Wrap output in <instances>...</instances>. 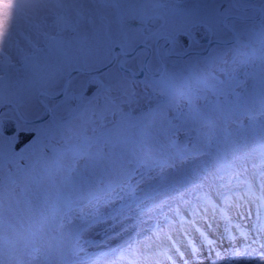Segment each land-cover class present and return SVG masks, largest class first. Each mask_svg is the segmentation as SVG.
Masks as SVG:
<instances>
[{
  "label": "snow or ice",
  "instance_id": "snow-or-ice-1",
  "mask_svg": "<svg viewBox=\"0 0 264 264\" xmlns=\"http://www.w3.org/2000/svg\"><path fill=\"white\" fill-rule=\"evenodd\" d=\"M247 3L248 0H0V132L6 122L13 120L16 121L18 133L33 131L27 127L31 121L25 118L24 112L38 108L40 110L35 112L37 118L47 119L48 127L57 131V135L48 142L41 140L38 134L35 141L28 143L31 136H24L23 142L27 147L19 153H11L10 149L6 151L5 144L11 142L0 135V264H6L2 247L5 242L9 244L11 264H52L51 248L33 247L26 258L27 242L24 238L17 235L14 241H6L5 237L6 228L16 231L11 218L4 215L5 191L12 198L17 190L27 191L34 181L45 184L46 191L61 186H71L79 191L85 184H91L95 189L92 195L96 198L99 193H105L104 198L108 202L115 199L134 202L138 198L140 185L157 178L151 175L153 166L159 169L157 176L164 178L166 169L177 167L176 161L184 164L204 160L203 166L196 165L187 170L176 179V183L193 193L196 207L192 208L191 202H187L191 208L193 230L206 243L210 254L217 241L195 227L201 202L203 212L212 214L209 219L221 204L228 205L230 200L233 207L238 206L236 200L245 197L249 201H259L258 207L264 206V145L261 146L258 160H253L249 168L246 158L235 152L230 153L227 139L216 140L213 131L218 127V121L206 115L201 108V101L208 103V96L202 95V92L214 91L216 84L225 83L221 77L231 79L233 73L244 66L237 56L242 55L241 48L248 45L244 39L245 30L238 28L237 22L248 19L239 14ZM187 4L208 8V17L194 21L190 28L166 33L163 31L167 23L165 13L152 14L154 9H167L170 6L181 9L183 13L181 6ZM260 5L256 11L261 17L258 36L260 60L264 65V0H260ZM113 16L116 17L115 28ZM156 20L163 23L160 29L153 31L148 25ZM201 28L206 33L209 45H216L205 47L209 55L183 62L170 60L173 56L189 55L183 49L180 37H187L191 30ZM89 39L94 40L96 48L100 50L97 59L100 66L108 69L105 74L107 80L92 77L86 82L81 81L85 67L94 66L88 64L86 56L80 55L83 48L77 45ZM230 63L236 65L231 71ZM94 70L99 71V68ZM141 74H146L145 79L137 81L136 77ZM138 83H143L146 93L151 90L158 109L162 110L160 114L170 126L171 135L164 141L157 140L161 145L158 155L172 149L173 156L153 160L151 165L138 162L139 167L134 169H104L93 179L85 172L89 167L88 162L103 158L101 154L104 149L113 146V141L109 139L103 148H99L93 143L94 135L99 129L107 128L109 123L118 131L125 119H135L116 101L123 98L129 102L138 97ZM86 85H95V91L90 96L84 94ZM77 87L78 94L75 90ZM60 96L63 99L55 101L52 107L45 103L48 97L54 99ZM77 100L80 103L74 107L73 102ZM261 115H264V111ZM117 116L120 117L119 121L115 119ZM233 122L237 127L243 126L240 119ZM89 132L93 135H89ZM181 134L192 144L191 148L179 144ZM34 152L38 155L32 160ZM148 155H151V150ZM12 166L17 169L16 178L6 188L3 183L5 169H9L10 175ZM140 168L145 171L141 172ZM37 169H40L39 174ZM238 190L242 193L239 196L236 195ZM75 203L72 200L66 203L67 211L51 230L50 244L55 242L56 247L64 244V230L76 219L72 215ZM126 207L131 211L133 204H126ZM173 211L181 225L180 232L188 237L190 233L184 227L186 221L180 215L181 209L176 207ZM257 215L259 217V213ZM200 219L203 220L204 216H200ZM224 220L225 239L232 247L233 259H246L247 264H264V224H257L256 238L240 225H235L239 237L244 240L242 246L237 247L235 241L238 237L230 234L231 218L224 215ZM208 227L211 228L212 224L209 223ZM171 233V226L167 233H154L156 240L160 241L159 244L153 243L154 251L145 252L140 247L130 245L118 256L113 254L114 258L106 264H166L168 261L177 264L176 258L169 255L173 249L182 264H190ZM22 243L24 247H21ZM188 244L191 245L189 255L192 264H203L201 249L192 239L188 240ZM220 256L221 253L217 251V258L211 260L210 264H222Z\"/></svg>",
  "mask_w": 264,
  "mask_h": 264
},
{
  "label": "rangeland",
  "instance_id": "rangeland-1",
  "mask_svg": "<svg viewBox=\"0 0 264 264\" xmlns=\"http://www.w3.org/2000/svg\"><path fill=\"white\" fill-rule=\"evenodd\" d=\"M202 7L197 10V6L192 4L182 5L181 8L189 14L187 19H205L209 15V9ZM160 13L169 15V22L164 27L166 33L183 30L188 28L187 23H177L179 17L175 16L174 11L167 9H157ZM154 10H152L153 14ZM185 13V14H186ZM235 13V12H234ZM233 13V14H234ZM192 14V16H191ZM253 16V13H250ZM249 15V14H248ZM193 16H195L193 18ZM113 27H116V17H112ZM192 21H189L191 23ZM139 27V25H135ZM237 27L245 30V43L249 42L253 53L252 56H245L244 61L257 64L253 69H257L258 73L250 70L247 73L244 69L234 72L231 79L221 77L225 81L223 84H216L214 91L202 92L208 96V103L201 101V108L205 114L211 116L218 121V127L213 131V136L217 141L227 139L229 141L228 148L236 155L247 159L249 168L253 160H258L261 146L264 145V65L261 64L260 54L261 45L259 42V32L261 26L252 24H242L237 22ZM83 48L81 56H86L88 64L94 67H85L86 70L94 68H103L100 66L97 56L100 50L96 48L95 41L89 39L82 44L77 45ZM247 48V47H245ZM68 55H71L69 53ZM13 62H16L15 60ZM83 62V61H82ZM229 70H232L229 67ZM108 71L100 75L101 80H107L105 75ZM244 72L245 80L234 77L236 73ZM87 77L82 76L81 81L86 82ZM246 81V83H244ZM215 82H210L214 84ZM27 88V84L24 86ZM77 94L79 88L75 89ZM137 92L140 95L129 102H125L123 98L117 99L116 103L120 105L124 111L129 112L135 119H125L119 126V130L115 129L111 123L107 128L99 129L94 135L93 143L99 148H103L106 141L111 139L113 146L105 148L101 154L103 158H97L89 161V167L85 170L86 174L95 178L96 174L103 173L104 169L119 170L121 167L136 168L139 163L152 164L153 160H165L173 156V150L167 149L163 155H158L161 145L157 140L164 141L167 136L171 135L170 126L165 122L161 113V109L157 107V100L152 98L151 90L146 93L143 83H138ZM62 100V99H59ZM58 100V101H59ZM79 101H74L73 106L79 105ZM54 103H52L53 105ZM40 110L25 111L33 117H37L35 112ZM42 114V113H41ZM65 115H67L65 113ZM248 116H255V119H248ZM111 120L112 117L109 116ZM116 120H120L117 116ZM242 120L243 126L237 127L233 121ZM37 135L44 142H48L52 137L57 135L55 128L48 127L47 122L35 128ZM89 135H93L89 132ZM181 146L191 148L192 144L182 134L178 138ZM5 150H9L8 144H5ZM96 148L93 149L96 152ZM149 150L151 155L149 156ZM10 152L14 153L12 147ZM38 153L32 154V160L37 158ZM206 159V158H205ZM23 163V161H19ZM139 162V163H138ZM204 160L188 162L181 164L176 161L177 167L174 169H166L164 178L157 176L159 169L153 166L151 172L156 179L146 180L140 185L138 198L133 201H125L123 199H115L108 202L104 196L105 193H99L98 198L92 195L95 192L91 184H85L79 191L73 190L71 186H61L58 189L45 190L46 185L34 181L31 183L27 191H19L9 198L7 190L4 196V215L11 218V223L15 225L16 231L5 229L6 241L15 240L20 235L27 242V252L33 247L43 246L46 250L52 249V264H106L114 258L113 254L119 255L120 251L128 248L130 245L140 247L142 251H154L153 243L159 244L156 240L155 232L160 231L167 233L171 226L172 236L177 239L178 246L181 251L187 254V258L192 264V258L189 255L191 245L188 240L192 239L197 248L201 246L203 253V264H210V261L216 259V252L226 253L230 247L225 239L224 215L231 218L232 224L229 225L230 234L236 235L238 239L239 230L235 225H240L244 230L253 235L258 223L264 224V206L258 207L259 201H249L246 197L243 200H236L238 206H230L221 204L215 212L212 219L203 212V203L201 202V211L195 217L197 223L195 227L201 228L210 239L217 241L213 247L211 254L208 246L204 243L198 233H195L192 226L191 208L187 202H191V207H196V201L193 200V193L186 191L184 187L176 183V179L184 174L187 170L194 168L196 165L203 166ZM144 172V168H140ZM40 169H37L39 174ZM17 169L11 167L5 169V179L3 181L7 185L11 180L16 178ZM110 191V189H107ZM242 193L238 190L236 195ZM123 195V193L121 194ZM183 197V201H181ZM235 199V197H233ZM76 201L73 205L72 215L76 217L75 222L64 230V244L56 247L55 242L49 243L51 239V230L56 226L59 219L67 211L65 205L68 201ZM133 204L131 211L126 204ZM219 203V202H218ZM176 207L181 209L180 215L186 221L184 227L189 229V236L185 237L180 232L181 225L178 223L176 213L173 211ZM82 210V214H81ZM259 213V217L257 215ZM204 216V219H200ZM139 217V220H137ZM99 218V219H97ZM102 221V222H101ZM212 227L209 228L208 224ZM43 229L44 231H41ZM256 231V230H255ZM253 232V233H252ZM152 239L149 240L148 238ZM242 241H235V245L240 247ZM198 242V244H196ZM244 242V241H243ZM168 242L165 240V244ZM206 246L204 250L203 246ZM5 252L6 264H11V254L9 252V244L5 242L3 245ZM24 247V244H21ZM169 255L176 257L173 249ZM207 255V256H206ZM222 264H247L246 259L231 260L226 255L220 259ZM170 261L166 262L169 264ZM178 264L182 261L177 260Z\"/></svg>",
  "mask_w": 264,
  "mask_h": 264
},
{
  "label": "flooded vegetation",
  "instance_id": "flooded-vegetation-1",
  "mask_svg": "<svg viewBox=\"0 0 264 264\" xmlns=\"http://www.w3.org/2000/svg\"><path fill=\"white\" fill-rule=\"evenodd\" d=\"M261 5H260V0H248V3L245 5V7L244 8H242L241 10H240V13L239 14H241V15H244V16H246V17H248V19H246V20H244L242 23L241 22H238V23H240V25H242V24H252V25H256V26H261V17H260V15H259V13L256 11V9H258L259 7H260ZM228 7V5L227 4H225V8H227ZM170 8V10H172V11H174V12H176L175 13V16L176 17H179L178 19H177V23H187L188 25H189V27L188 28H190V26H191V24L194 22V21H196V20H198V19H196V20H193L192 21V19H187V16H190L189 14H187L186 12H181V9H178V8H175V7H172V6H170L169 7ZM197 10H201V11H203L202 10V7H198L197 8ZM186 13V14H185ZM250 13H253L254 15L253 16H250L251 14ZM160 14V12L159 11H157V9H154V12H153V15H159ZM236 13H234V15H235ZM249 14V15H248ZM191 16H192V14H191ZM195 16H193V18H194ZM166 20H167V23L165 24V26L168 24V22H169V15H166ZM189 21H192L191 23H189ZM164 26V27H165ZM160 29V28H159ZM200 37H202V38H205L206 37V33L204 32V31H202L201 32V34H200ZM186 40H188V43H187V41L186 42H182V47H183V49L185 50V51H187L188 53H189V55L188 56H181V57H176V56H173V57H171L170 58V60H172V61H177V62H183L184 60H191L192 58H194V57H206V56H208L209 55V53L207 52V51H205V47H216V45H209V41L207 40V41H205V42H199V41H197V39L194 37V36H189V39H187L186 38ZM160 43H162L163 44V41H160ZM188 45V46H185V45ZM248 46H247V48H245V47H242L241 48V53H242V55H238L237 56V58H238V60H240V61H242V62H244V66L243 67H240L239 69L240 70H245L247 73H249L250 72V70H253L256 66H257V64H255V63H252V67H251V64L248 62V61H244V59H245V56H247V55H249V56H252L253 55V53H250L251 51H252V48H250V45H249V42H247L246 43ZM203 46V47H202ZM166 47H171V45H167ZM188 47V48H187ZM234 66H236V65H233V64H231L230 63V65H229V67L232 69ZM257 69H255V70H253V72L254 73H258V71H256ZM90 71H95L94 69L92 70H90ZM231 71V70H230ZM237 72V71H236ZM246 74V73H245ZM245 74H244V72L242 73V72H239V73H236L235 75H234V77H236V78H238L239 79V77L240 76H245ZM145 75L146 74H141V75H139V76H137L136 77V80L137 81H143L144 79H145ZM147 75H150V73H147ZM84 77H87V80L86 81H88L90 78H92V77H95V78H97V79H100L101 80V78H100V74L98 75H89V74H85V75H83ZM88 85H86V87H87ZM93 87L95 86V85H92ZM95 91V90H94ZM85 94V93H84ZM43 99H45V98H43ZM55 101H58V100H54V99H52V98H50V97H48L47 99H45V103H47L48 104V106L49 107H52L53 105H52V103H54ZM24 115H25V118L28 120V121H34V120H37L38 118L37 117H33V116H31V114H27V113H25L24 112ZM47 122V121H46ZM46 122H44V123H46ZM21 123H23V121H21ZM40 125V124H39ZM39 125H30V124H28L27 125V127L29 128V129H32L33 131H35V132H37L36 130H35V128L37 127V126H39ZM16 129H17V127H16ZM17 133H18V130H17ZM38 136V135H37ZM37 136L36 137H34L29 143H31L32 141H35L36 139H37ZM2 137H4V138H6V140L7 141H10L11 143L10 144H8V147H9V149L12 147V149H13V146L15 145V142H16V140H17V135L15 134V135H13V136H2ZM14 137H16V139H13ZM25 147H27V144L22 148V150H20V151H14V149H13V151H14V153H19V152H22V151H24V149H25Z\"/></svg>",
  "mask_w": 264,
  "mask_h": 264
},
{
  "label": "water",
  "instance_id": "water-1",
  "mask_svg": "<svg viewBox=\"0 0 264 264\" xmlns=\"http://www.w3.org/2000/svg\"><path fill=\"white\" fill-rule=\"evenodd\" d=\"M162 23H163L162 21L156 20V21H153L151 24H149L148 27H151L152 30L155 31L154 27H159V26H161ZM202 31H204V29L201 28V29H198V30H191L190 32H191V34H193L195 36V38L199 42H205V41L208 40V38H207V36L205 38L200 37V34H201ZM180 39H181V42L184 43V42L187 41V43H188V40H186V37L185 36H181ZM185 46H188V45L186 44ZM107 70H108L107 68H104L103 67V68L99 69V71H91V72L85 71V74H89V75L101 74V73H103V72H105ZM241 79H243V77H241ZM94 90H95V86L93 87L92 85H88L87 86V91L85 92V95H89L90 96L94 92ZM60 98H62V96L55 97L54 100H58ZM45 120H47V119H44V120H41L40 119V120L32 121L29 124L35 125V124L42 123ZM0 133L3 134V135H6V136L15 134L16 133L15 121H8V122H6L5 127L3 128L2 132H0ZM27 135H30L31 138H33L36 135V133L35 132H28V133H23V134L19 133L18 134L17 142L15 143V146H14L15 150H17V151L18 150H21L26 145L23 142V137L24 136H27Z\"/></svg>",
  "mask_w": 264,
  "mask_h": 264
},
{
  "label": "bare ground",
  "instance_id": "bare-ground-1",
  "mask_svg": "<svg viewBox=\"0 0 264 264\" xmlns=\"http://www.w3.org/2000/svg\"><path fill=\"white\" fill-rule=\"evenodd\" d=\"M255 230H256V229H252V231L256 232ZM252 233H253V232H252ZM256 235H257V233H254V234L251 235V236H252L253 238H256ZM237 241H242V240L237 239ZM243 241H244V240H243ZM243 241L239 244L240 246H242V244L244 243ZM196 244H198V242H196ZM199 248L201 249L202 247L199 246ZM203 248H204V250H206V246H205V245L203 246ZM153 250H156V249H153ZM225 255H226L228 258H230L231 260H234V259H233V256H232L231 248H230L228 251H226V253L221 254V256L219 257V259L223 258ZM206 256H207V255H206ZM186 257H187V254H186ZM175 258H176V260H179L178 257H175ZM237 260H239V259H237ZM169 264H171V262H169ZM177 264H178V263H177Z\"/></svg>",
  "mask_w": 264,
  "mask_h": 264
}]
</instances>
